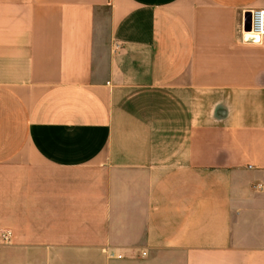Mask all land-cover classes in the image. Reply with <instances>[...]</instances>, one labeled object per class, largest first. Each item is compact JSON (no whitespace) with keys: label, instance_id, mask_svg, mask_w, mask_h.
<instances>
[{"label":"crops","instance_id":"1","mask_svg":"<svg viewBox=\"0 0 264 264\" xmlns=\"http://www.w3.org/2000/svg\"><path fill=\"white\" fill-rule=\"evenodd\" d=\"M257 9L0 0V264H264Z\"/></svg>","mask_w":264,"mask_h":264},{"label":"built area","instance_id":"2","mask_svg":"<svg viewBox=\"0 0 264 264\" xmlns=\"http://www.w3.org/2000/svg\"><path fill=\"white\" fill-rule=\"evenodd\" d=\"M245 41L253 44H260L264 37V10H254L250 13V30L245 31ZM259 38V43H257ZM10 232L5 231L1 234L3 241H7L10 237ZM120 258V256H118Z\"/></svg>","mask_w":264,"mask_h":264},{"label":"water","instance_id":"3","mask_svg":"<svg viewBox=\"0 0 264 264\" xmlns=\"http://www.w3.org/2000/svg\"><path fill=\"white\" fill-rule=\"evenodd\" d=\"M250 15H248V18L245 21V31H249L250 30Z\"/></svg>","mask_w":264,"mask_h":264},{"label":"clouds","instance_id":"4","mask_svg":"<svg viewBox=\"0 0 264 264\" xmlns=\"http://www.w3.org/2000/svg\"><path fill=\"white\" fill-rule=\"evenodd\" d=\"M257 43H259V38H257Z\"/></svg>","mask_w":264,"mask_h":264}]
</instances>
